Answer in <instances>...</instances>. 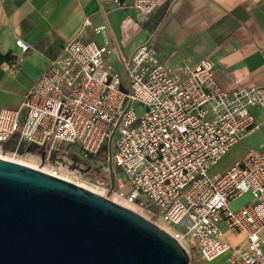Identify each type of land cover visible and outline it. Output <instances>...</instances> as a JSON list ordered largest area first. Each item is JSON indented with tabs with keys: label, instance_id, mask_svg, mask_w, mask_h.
<instances>
[{
	"label": "built area",
	"instance_id": "1",
	"mask_svg": "<svg viewBox=\"0 0 264 264\" xmlns=\"http://www.w3.org/2000/svg\"><path fill=\"white\" fill-rule=\"evenodd\" d=\"M156 5L133 0L141 17ZM254 106H264V85L222 90L207 57L166 66L150 42L125 55L79 32L64 41L18 108L0 109V149L15 155L25 141L44 150L46 161L52 151L73 147L104 178L110 160L123 171L114 175L120 194L169 228L199 263L228 253L221 264H264V151H248L225 171L209 173L255 129ZM102 152L106 157L96 162ZM48 167L59 177L57 162ZM245 194L248 201L232 209Z\"/></svg>",
	"mask_w": 264,
	"mask_h": 264
},
{
	"label": "crops",
	"instance_id": "2",
	"mask_svg": "<svg viewBox=\"0 0 264 264\" xmlns=\"http://www.w3.org/2000/svg\"><path fill=\"white\" fill-rule=\"evenodd\" d=\"M118 1L0 0V109L18 108L64 41L79 32L81 39L117 45L125 55L150 42L166 66L207 57L225 91L264 85V0H156L145 17L133 0ZM17 40L28 50L21 51ZM109 61L119 67L113 56ZM250 112L256 127L221 158L235 152L221 172L248 151H264V106Z\"/></svg>",
	"mask_w": 264,
	"mask_h": 264
},
{
	"label": "water",
	"instance_id": "3",
	"mask_svg": "<svg viewBox=\"0 0 264 264\" xmlns=\"http://www.w3.org/2000/svg\"><path fill=\"white\" fill-rule=\"evenodd\" d=\"M0 264H189V255L133 210L0 157Z\"/></svg>",
	"mask_w": 264,
	"mask_h": 264
},
{
	"label": "rangeland",
	"instance_id": "4",
	"mask_svg": "<svg viewBox=\"0 0 264 264\" xmlns=\"http://www.w3.org/2000/svg\"><path fill=\"white\" fill-rule=\"evenodd\" d=\"M116 69L120 70V67H116ZM122 72V71H121ZM138 105L135 103V107ZM8 143H3L2 146L6 147ZM112 150H114L112 146ZM0 154L2 156H8L11 158H17L24 160L28 164L36 165L39 168L48 167V164L50 163H56L59 164V176L61 178L69 179V181L74 183H85L87 185H90L94 188H97L99 190L103 191L104 197H107L108 199L112 200L113 197L119 196L120 191L118 189V186L116 185V180L114 183V186L112 189H110V178H104L101 176L102 171H95L94 169L89 167H86V163L80 160H84L83 157H81L80 153L73 148L70 147V151L68 147L60 148L57 151H52L49 153L50 159L46 160L44 159L45 151L37 148L36 146L27 145L24 141L21 148L18 149L16 154L10 153V151L1 150ZM235 156V152L230 153L228 156L224 157L220 161L216 162L214 165H212L209 168V173H220L233 159ZM106 155L104 152L101 153L99 157L95 156L93 159H96V162H101ZM79 158V159H78ZM47 164V165H45ZM88 169L90 170L88 173ZM92 169V170H91ZM47 171V170H46ZM114 175H122L123 171L116 167L113 169ZM63 176V177H62ZM79 185V184H78ZM250 196L248 194L242 195L234 199L233 203L231 204L232 209H236L239 206H241L243 203L247 202ZM113 201V200H112ZM115 202V201H114ZM143 214H145L143 211H141ZM144 217V216H143ZM178 229H181L180 227L176 226ZM173 228V226L171 227ZM228 253L221 254L217 256V258H214L213 260L209 262H198L197 256L194 252H190L189 255V264H221L224 259L227 257Z\"/></svg>",
	"mask_w": 264,
	"mask_h": 264
},
{
	"label": "bare ground",
	"instance_id": "5",
	"mask_svg": "<svg viewBox=\"0 0 264 264\" xmlns=\"http://www.w3.org/2000/svg\"><path fill=\"white\" fill-rule=\"evenodd\" d=\"M0 157L5 158V159H8V160H13V161H16V162L22 163V164H25V165H28V166H31V167L37 168V169H39V170H41V171H45V172H47L46 170L49 169V168L47 169V167L39 168V167L36 166V165L28 164V163L25 162L24 160L17 159V158H14V157L11 158V157H8V156H2L1 154H0ZM45 165H47V164H45ZM59 177H60V176H59ZM62 177H63V176H62ZM64 179H66V180L69 181V179H67V176H66V178H64ZM74 182H75V181H74ZM78 184H79L80 186H82V187H84V188L90 190V191H93V192H95V193H97V194L103 195V191H102V190H99V189H97V188H94V187H92V186H90V185H87V184H85V183H78ZM112 200L115 201L116 203L120 204V205H123V206H125V207H127V208L133 210L134 212L140 214L141 216H144L145 218H148L146 211H144L142 208H140L139 206H137V205H135V204H133V203H129V202H127L126 198H125L122 194H119V196H115V197H113ZM141 211H143L145 214H143ZM159 226H160L162 229H164V230H166V231H168V232L171 231L169 228L165 227V226L162 225V224H159Z\"/></svg>",
	"mask_w": 264,
	"mask_h": 264
}]
</instances>
